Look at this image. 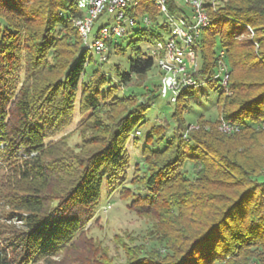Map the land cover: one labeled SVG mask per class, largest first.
<instances>
[{"label": "trees", "instance_id": "1", "mask_svg": "<svg viewBox=\"0 0 264 264\" xmlns=\"http://www.w3.org/2000/svg\"><path fill=\"white\" fill-rule=\"evenodd\" d=\"M77 1L0 0V209L10 208L3 215L6 220L17 211L27 214L20 217L23 233L0 229V264H37L43 256L73 248L90 230L104 184L121 186V196L131 200L129 208L156 220L157 241L172 253L166 261L137 253L128 264H245L256 252L257 264H264V180L259 179L264 173V128L255 127L264 121V0H206L211 24L195 44L199 64L194 76L218 92L217 109L222 104L231 108L225 118L241 131L231 138L193 132L185 140L183 112L202 85L184 89L172 117L176 133L166 139L159 128L147 135L143 157L148 169L141 174L140 165L135 166L129 182L133 188L125 185L131 166L126 146L161 96L146 89L147 80L122 97L119 90L136 78H149L157 65L139 44L163 40L166 27L151 0H134L127 13L138 19L148 16L152 25L139 22L131 32L128 45L136 56L130 71L108 75L102 68L107 55L81 79L85 61L92 57L73 26L81 16ZM167 2L171 13H187L180 0ZM247 26L257 34L259 58L249 50L252 41H238ZM67 45L72 56L57 71ZM108 47V53L122 51L115 39ZM222 50L230 65V96L222 79L215 78L216 55ZM144 94L153 97L136 101ZM105 111L118 114L111 120L103 117ZM77 112L81 119L66 132L76 123ZM78 131L86 136L70 147L67 140ZM139 140L136 136L133 142ZM241 147L260 152L262 159L241 156ZM188 160L194 181L183 169ZM230 172L238 175L237 185L247 188L223 200L211 186H216L213 179Z\"/></svg>", "mask_w": 264, "mask_h": 264}, {"label": "rangeland", "instance_id": "2", "mask_svg": "<svg viewBox=\"0 0 264 264\" xmlns=\"http://www.w3.org/2000/svg\"><path fill=\"white\" fill-rule=\"evenodd\" d=\"M180 3L184 5L183 1L181 0ZM108 18L109 16L107 15L101 16L95 24V29L102 26ZM246 29V33L238 36V41H252L254 47L249 48V50L254 52L257 58H259L260 50L258 44L256 43L257 34L251 26H247ZM162 32L164 34L166 33L163 30ZM132 38V33H130L122 38L115 39L116 43L121 45L122 51L117 52L111 49L109 53L107 52L109 57L107 61L104 62L102 68L103 71H105L108 75L113 76V78H116L115 76H117L118 73L122 74L129 72L131 69V59L135 58L136 56V52H134L128 45ZM69 45H67V47L63 50V54L59 56V62L57 66H54L57 71L64 69L72 56L73 48H70ZM81 45H84L83 41ZM139 46L147 54L150 53L151 45L143 42L140 43ZM72 47H74V45ZM87 53L88 57H92V59L91 62L88 59L85 61V72L82 74L81 79L88 78V76L91 75L94 70H96L97 66L101 64L100 55L96 54L95 51L90 50ZM216 62L217 71L224 70L223 73L226 74L227 79L225 83V93L226 96H230L232 95V91L230 90L228 84L231 78V72L226 52L224 55L218 53V55H216ZM197 64H199L198 59ZM156 65L157 67H154L150 71L149 78H136L130 85H126L119 90V96L122 97L124 95L130 94L133 91H137L138 87L143 85L146 80L148 83L146 89H154L156 93L161 96V93L165 87L163 84V73L161 72L157 63ZM158 69L160 70V73H158ZM194 69L195 66L191 70H188V74H195ZM153 83H155V85H153ZM196 90L197 98L192 101L189 105V108L184 109L183 112L185 117V121L183 119V123L184 125L187 123L186 135L184 137L185 140L190 139L188 138L189 136L187 137V134L190 135L193 132H208L207 134L218 133L220 136L231 138L236 133L241 131V128L229 129L226 127L229 123L225 116L231 108L222 104L220 108L217 109L215 104L218 97L217 91L211 90L206 84L196 88ZM147 95L149 96V94ZM147 95L144 94V96L136 99V101L138 100L144 102L143 99H146V97H148ZM177 99L178 97L172 102H167L166 99L160 97L148 111V113L146 112L144 123L135 133L136 136L140 138L138 143L135 144L132 139H130V141L127 143L126 150L130 158L131 166L128 170V180L125 183L126 186L133 188L129 182L133 176L135 166L137 164H139L141 167V174H143L148 169L147 165L144 163L143 157V150L146 147L145 139L147 135L151 131L159 128H163L164 131L162 130V133H164L163 135H165L166 139L171 138L174 133H176L177 123L174 122L172 117L173 113L175 112ZM129 102L132 104L135 101L132 99ZM105 112L106 116L103 117L111 118V120H114L118 114V111ZM80 119V115L77 112L76 123L67 129L66 132L73 130ZM255 127L259 129L264 128V121L258 126L255 125ZM244 133L245 132H242L241 135ZM85 136V133L78 131L74 133L67 140V142L70 147H76V145L79 144L82 138ZM261 139H263V136H261ZM158 146L157 140L155 139L152 148L156 149ZM239 152L241 156H249L253 160H257L259 158L262 159L263 156L256 150L247 149L244 147H241ZM209 156L210 158L208 159H210V161H216L212 155ZM152 161H154V158H152ZM153 167H155L154 164L152 168ZM183 169L187 171L191 181H194L195 179L192 161H186ZM237 178L238 175L234 174L233 172H230L229 175L225 177L215 178L213 181L216 183V186H211V189L217 192L221 199L225 200L228 195L233 194V191L247 188V186L244 184L237 185ZM259 179L264 180V173L261 177H259ZM194 184L198 185V187H201L198 182H194ZM121 190V186L113 189L108 188L104 184L101 201L96 207L95 218L87 225V228H90L89 232L84 235L83 238L77 244H75L73 248L58 251L54 255L43 256L37 264H128L130 263L131 259L134 258V254L137 253H139L138 256H150L152 258H157L158 260L160 259L161 261L168 260L170 250L166 249V244H160L157 241L158 235L153 226V224L156 223V220L148 215L138 213L137 208L135 207L129 208L128 204L131 200L129 197H122ZM200 195L202 197L201 200H204L203 194ZM9 209L10 208H7V211L4 213H2L0 209V229H17L20 230L19 234L23 233L25 228L23 226V221L20 220V217L21 215L24 217L27 214L25 212L17 211L10 220H6L3 215L9 214L8 211L11 212ZM156 253H160L163 256L158 257ZM253 255H255L256 258L251 257L247 262H245V264H257L256 259L258 258L257 256H259V253L256 252Z\"/></svg>", "mask_w": 264, "mask_h": 264}, {"label": "built area", "instance_id": "3", "mask_svg": "<svg viewBox=\"0 0 264 264\" xmlns=\"http://www.w3.org/2000/svg\"><path fill=\"white\" fill-rule=\"evenodd\" d=\"M162 15L166 27L163 40L151 45L149 55L155 59L163 73L164 90L161 97L167 102L175 100L181 91L189 87L201 86L202 83L194 74H188L194 66L198 71L196 41L200 38L203 29L211 24V18L206 8V0H181L186 7V14L170 12L167 0H151ZM134 0H78L77 7L81 16L73 19L79 36L84 43L83 48L93 50L100 55V62L107 59L108 42L122 38L131 33L140 22L150 28L151 19L148 16L138 19L127 13V8ZM185 8V9H186ZM107 15L105 23L95 29L97 20ZM220 54L224 55L222 50ZM220 70L215 78L222 79L225 87L226 74ZM229 129H239L238 125L228 124ZM139 133V132H138ZM136 134L132 136V139Z\"/></svg>", "mask_w": 264, "mask_h": 264}, {"label": "crops", "instance_id": "4", "mask_svg": "<svg viewBox=\"0 0 264 264\" xmlns=\"http://www.w3.org/2000/svg\"><path fill=\"white\" fill-rule=\"evenodd\" d=\"M186 8V7H185ZM186 10H188L187 8H186Z\"/></svg>", "mask_w": 264, "mask_h": 264}]
</instances>
